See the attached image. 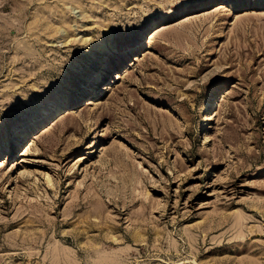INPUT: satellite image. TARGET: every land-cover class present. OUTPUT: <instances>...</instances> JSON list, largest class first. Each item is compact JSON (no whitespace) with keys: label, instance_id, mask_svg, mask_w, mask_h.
Here are the masks:
<instances>
[{"label":"rangeland","instance_id":"1","mask_svg":"<svg viewBox=\"0 0 264 264\" xmlns=\"http://www.w3.org/2000/svg\"><path fill=\"white\" fill-rule=\"evenodd\" d=\"M0 264H264V0H0Z\"/></svg>","mask_w":264,"mask_h":264},{"label":"bare ground","instance_id":"2","mask_svg":"<svg viewBox=\"0 0 264 264\" xmlns=\"http://www.w3.org/2000/svg\"><path fill=\"white\" fill-rule=\"evenodd\" d=\"M99 77H100L99 74H95L93 80H97ZM66 102H67V98H64V99H63V102H61V104L59 103L60 106L56 105L55 110H56V111H59V110L61 109V107H62L63 105H65ZM22 137H23V135H21V134L18 136L19 139H21ZM2 163H3V162H2ZM1 166H2V165H1Z\"/></svg>","mask_w":264,"mask_h":264}]
</instances>
